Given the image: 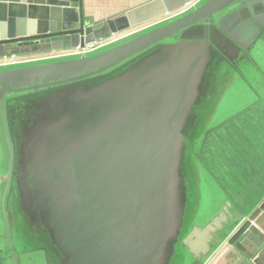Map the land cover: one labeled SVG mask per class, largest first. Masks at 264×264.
<instances>
[{
  "label": "water",
  "instance_id": "95a60500",
  "mask_svg": "<svg viewBox=\"0 0 264 264\" xmlns=\"http://www.w3.org/2000/svg\"><path fill=\"white\" fill-rule=\"evenodd\" d=\"M113 21L90 23L82 0H0V51L18 47L0 58L84 48L136 23ZM263 36L264 0H200L90 53L0 67L13 259L264 264V195L197 224L207 96ZM193 235L209 243L202 256L184 250Z\"/></svg>",
  "mask_w": 264,
  "mask_h": 264
},
{
  "label": "crops",
  "instance_id": "0c3cea01",
  "mask_svg": "<svg viewBox=\"0 0 264 264\" xmlns=\"http://www.w3.org/2000/svg\"><path fill=\"white\" fill-rule=\"evenodd\" d=\"M183 6L181 0H82V13L92 24L110 19L115 24H122L126 17L136 21L128 29L98 40L113 43L165 20L166 13H177ZM63 53L52 51L12 59L28 63L65 58ZM250 56L251 59L244 55L235 57L237 66L228 67L219 75L216 86L207 96L210 100L207 106L211 107L203 122L208 123L209 130L200 154L206 201L198 215L199 226H204L227 201L232 204L230 211H236L239 202H252L264 195V36L253 45ZM5 60L7 58L0 60V66ZM233 105L236 107L230 109ZM248 146L251 149L246 150ZM236 153L240 154L239 159L246 154L242 167L234 163ZM245 167L253 168V171L240 174L239 169ZM3 227L0 214V264H15L16 261V264H32L21 252L13 259L7 249ZM188 242L190 248L185 245L184 250L189 255L192 250L194 255L202 256L200 250L209 247V243L198 235L191 236ZM236 264H252V259L243 256Z\"/></svg>",
  "mask_w": 264,
  "mask_h": 264
},
{
  "label": "rangeland",
  "instance_id": "374dc122",
  "mask_svg": "<svg viewBox=\"0 0 264 264\" xmlns=\"http://www.w3.org/2000/svg\"><path fill=\"white\" fill-rule=\"evenodd\" d=\"M17 50H18V47L15 45V44H11V45H9V46H7V47H5V48H3L1 51H0V56H3L4 54H6V53H17ZM50 52H52V51H50V50H45V51H43V52H40V53H50ZM40 53H35L36 55H38V54H40ZM35 54H24V55H19V56H15V57H21V56H30V55H35ZM4 60V58H0V60ZM8 59V58H7ZM17 64H19V63H14V64H11V66H13V65H17ZM10 64H8V65H1L0 67H3V66H9ZM236 107V105H233V106H231L230 107V109H233V108H235ZM250 145V144H249ZM249 149H251V148H249V146L247 147V149L246 150H249ZM242 152H244V151H242ZM248 152V151H247ZM256 152V151H255ZM252 153V152H251ZM261 154H263L262 152H260ZM239 153H236L235 154V161H234V163H237L236 165H238V166H243L242 165V163L243 162H245V160H244V157H245V153H244V155H243V157H242V159H239L240 157H239ZM252 155H254V152L252 153ZM251 159V158H250ZM250 159H248V161L252 164V166L254 165L253 164V162L250 160ZM8 162H9V152H8V148H7V145H6V141H5V136H4V132H3V127H2V124H1V122H0V175H2V174H4L5 172H6V169H7V166H8ZM242 162V163H241ZM240 164V165H239ZM240 167V168H241ZM249 168L250 167H245V169H239V171H240V174L242 173V174H244L245 173V171H250V172H252L253 170V168L252 169H250L249 170ZM243 171V172H242ZM3 184V182L2 183H0V193H1V190H2V187L3 186H1ZM92 236H96V235H92ZM7 247H8V243H7ZM7 249H10L11 250V247L9 248H7ZM16 264V263H15Z\"/></svg>",
  "mask_w": 264,
  "mask_h": 264
},
{
  "label": "built area",
  "instance_id": "2783aa9c",
  "mask_svg": "<svg viewBox=\"0 0 264 264\" xmlns=\"http://www.w3.org/2000/svg\"><path fill=\"white\" fill-rule=\"evenodd\" d=\"M199 1L200 0H191L190 2L185 3L183 8L180 11H178L177 13H174V14L166 13L167 16L165 17V20L187 11L192 6H194L196 3L198 4ZM108 44H110V43H103V42H99V41L98 42H93L91 44L86 45L84 48L76 47V48H73V49H70V50H66L61 55L64 56V57L79 56V55H83V54H87V53H90L92 51H95V50H97V49H99V48H101L103 46L108 45ZM12 58H8L3 63H1V65H8V64L11 65V64H14V63H20V61L14 60Z\"/></svg>",
  "mask_w": 264,
  "mask_h": 264
},
{
  "label": "flooded vegetation",
  "instance_id": "af4514ba",
  "mask_svg": "<svg viewBox=\"0 0 264 264\" xmlns=\"http://www.w3.org/2000/svg\"><path fill=\"white\" fill-rule=\"evenodd\" d=\"M199 134H197V136H198ZM197 136H196V138H197ZM187 215H188V213L186 212V217H187Z\"/></svg>",
  "mask_w": 264,
  "mask_h": 264
}]
</instances>
